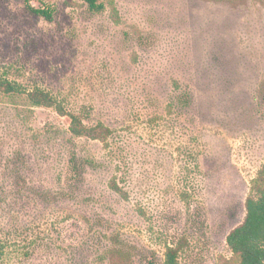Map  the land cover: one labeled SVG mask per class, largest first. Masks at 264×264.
<instances>
[{"label":"rangeland","instance_id":"374dc122","mask_svg":"<svg viewBox=\"0 0 264 264\" xmlns=\"http://www.w3.org/2000/svg\"><path fill=\"white\" fill-rule=\"evenodd\" d=\"M0 0L2 264H181L231 258L264 178V0ZM48 10L50 17L36 15ZM118 186L116 191L113 186Z\"/></svg>","mask_w":264,"mask_h":264},{"label":"trees","instance_id":"16d2710c","mask_svg":"<svg viewBox=\"0 0 264 264\" xmlns=\"http://www.w3.org/2000/svg\"><path fill=\"white\" fill-rule=\"evenodd\" d=\"M90 11L99 13L105 9L101 0H83ZM32 13L50 17L48 10H35L29 6ZM110 16L118 23L120 14L113 0L109 2ZM0 93L5 95L26 94L33 107L54 108L62 117L70 118L69 131L75 138H86L106 143L110 130L101 124L88 126L79 115L67 112L49 92L36 88L24 92L22 87L8 80H0ZM113 188L118 191L117 184ZM246 216L241 225L233 229L227 237V245L231 258L219 264H264V178L259 177L253 181L251 193L245 203ZM0 264L2 258L0 253ZM163 264H181L179 252L176 248L168 247L165 252Z\"/></svg>","mask_w":264,"mask_h":264}]
</instances>
